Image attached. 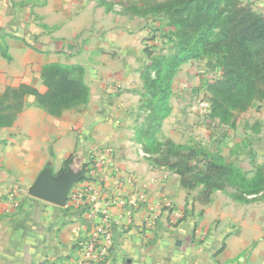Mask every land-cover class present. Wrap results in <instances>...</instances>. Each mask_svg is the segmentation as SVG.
<instances>
[{"label": "crops", "instance_id": "1", "mask_svg": "<svg viewBox=\"0 0 264 264\" xmlns=\"http://www.w3.org/2000/svg\"><path fill=\"white\" fill-rule=\"evenodd\" d=\"M133 21L99 0H0V94L23 85L46 93L42 69L53 62L82 66L90 89L87 103L58 116L28 92L14 121L0 126V264L80 262L100 222V213L87 215L96 200L109 203L113 244L106 260L84 264H264V198L240 203L216 190L194 204L200 236L183 237L193 226L183 218L189 191L136 138L142 31ZM182 99L172 95L159 141L184 144L194 133L192 107ZM46 168L83 173L65 206L30 194ZM175 212L185 219L178 225ZM200 238L223 249L193 253Z\"/></svg>", "mask_w": 264, "mask_h": 264}, {"label": "trees", "instance_id": "2", "mask_svg": "<svg viewBox=\"0 0 264 264\" xmlns=\"http://www.w3.org/2000/svg\"><path fill=\"white\" fill-rule=\"evenodd\" d=\"M123 7L132 15L162 19L173 42L169 54L153 55L146 48L149 60L141 68L138 113L144 119L136 138L152 163L177 173L184 188L198 189L195 199L202 203L209 202L216 190L228 187L240 202L264 197V163L250 176L240 165L211 156L204 149L170 139L161 142L156 136L172 111L174 77L189 60L216 57L222 66L221 76L208 83L210 113L220 124L235 127L238 113L264 100V14L242 0H126ZM84 75L80 65H45L42 78L48 87L46 93L23 85L0 94V126L14 121L28 92L56 116L87 103L90 89ZM190 205L193 210L194 201ZM191 209L188 207L185 215Z\"/></svg>", "mask_w": 264, "mask_h": 264}, {"label": "rangeland", "instance_id": "3", "mask_svg": "<svg viewBox=\"0 0 264 264\" xmlns=\"http://www.w3.org/2000/svg\"><path fill=\"white\" fill-rule=\"evenodd\" d=\"M102 1L104 0H99V4L104 6L107 11L127 14L130 21L137 20V23L134 21L132 22L131 27L136 28L135 26L137 24L141 29L140 31H142L141 50L139 55L141 68L143 64L149 60L146 48L152 50L153 55H163L171 52L173 49V42L170 40V35H166L170 29L165 26V22L162 19L159 17L153 18L149 16L132 15L129 11H124L123 5L126 4V0H107L113 3L111 7L108 6L110 3L106 1L102 3ZM242 1L249 4L258 13L264 14V0ZM221 73L222 66L217 62V58L213 57L209 60L204 58L189 60L181 65L179 71L175 75V85L173 84V92L174 86L175 92L173 94L178 101L183 98L182 100L185 99L189 102V106L192 107L191 112L194 118L192 124L194 133L191 135V138L187 135V143L183 145L204 149L211 154V156L223 158L228 162H232V158H235L237 164L251 176L257 166L254 158H264V100L257 101L253 107L238 113L235 127L220 124L219 120L214 119L210 113L211 91L208 89V83L221 76ZM141 118L144 119V116L142 115ZM223 190H228L229 196L236 200L232 195V188L228 187ZM188 191L189 196L185 210L188 207L189 209L192 208L190 205L191 202L194 201V204L200 202L195 199L198 189ZM263 198L264 197H257L256 200ZM184 215L185 212L183 214V218L185 219L187 217L192 218L193 226L190 234L182 235L185 238H187L186 236H192L195 240V238L201 234L198 232L200 228V214H195L193 209L191 212L189 211L185 217ZM181 217L182 216L179 218L178 215L173 223L178 225L179 222L185 220L183 218L181 220ZM206 235H209V233ZM204 240L205 239L200 238L197 241V246L193 248V253L204 254L205 251L203 249H207L211 253L212 251L216 253L223 249L224 245L221 246L222 243L220 241L218 244L211 241V238L205 243ZM178 243H180V241H178ZM215 245L221 247L217 248ZM202 246L204 247L203 249Z\"/></svg>", "mask_w": 264, "mask_h": 264}, {"label": "built area", "instance_id": "4", "mask_svg": "<svg viewBox=\"0 0 264 264\" xmlns=\"http://www.w3.org/2000/svg\"><path fill=\"white\" fill-rule=\"evenodd\" d=\"M87 191L90 193L92 189H87ZM95 203L97 206L91 207L87 215L89 219H94L100 213V222L95 226L91 238L84 246L83 260L75 264H84L85 261H104L109 257L112 249V233L115 222L110 213L109 203L104 206L98 205L99 202L97 200ZM117 203L124 205L125 201L122 199L118 200ZM178 215V212L173 214V221L176 220Z\"/></svg>", "mask_w": 264, "mask_h": 264}, {"label": "water", "instance_id": "5", "mask_svg": "<svg viewBox=\"0 0 264 264\" xmlns=\"http://www.w3.org/2000/svg\"><path fill=\"white\" fill-rule=\"evenodd\" d=\"M82 178L83 173L75 174L70 170H64L54 174L51 168H46L39 174L29 192L36 198L65 206L73 186Z\"/></svg>", "mask_w": 264, "mask_h": 264}]
</instances>
